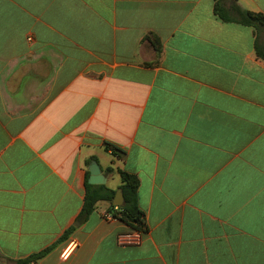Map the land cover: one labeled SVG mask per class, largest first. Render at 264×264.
<instances>
[{"label":"crops","instance_id":"obj_1","mask_svg":"<svg viewBox=\"0 0 264 264\" xmlns=\"http://www.w3.org/2000/svg\"><path fill=\"white\" fill-rule=\"evenodd\" d=\"M217 1L0 0V264H264V27ZM93 161L132 244L115 196L79 220Z\"/></svg>","mask_w":264,"mask_h":264},{"label":"trees","instance_id":"obj_2","mask_svg":"<svg viewBox=\"0 0 264 264\" xmlns=\"http://www.w3.org/2000/svg\"><path fill=\"white\" fill-rule=\"evenodd\" d=\"M237 2L238 0H231L230 6L225 7L223 0H218L214 9L216 16L227 23H238L255 29L264 27V14L244 11L239 7ZM106 149L111 150L118 157L124 154L121 149L110 144H106ZM112 171V168L108 169V172ZM119 174L122 179L121 189L124 196V205L118 208L112 207L110 213L114 218L126 223L132 229L146 233L148 225L138 198L139 179L136 175L126 171L119 170ZM114 196L115 192L109 190L105 185L96 186L87 182L84 207L79 217L80 222H84L89 218L95 211L98 202L112 201ZM68 235L69 232L64 238ZM51 250L52 248H48L40 253L21 259L16 264H39L40 260Z\"/></svg>","mask_w":264,"mask_h":264},{"label":"water","instance_id":"obj_3","mask_svg":"<svg viewBox=\"0 0 264 264\" xmlns=\"http://www.w3.org/2000/svg\"><path fill=\"white\" fill-rule=\"evenodd\" d=\"M90 177L88 179V183L91 185H105L107 180L103 175L100 165L93 161L91 166L89 167ZM115 206L122 207L124 205V196L122 191H118L115 200L113 203Z\"/></svg>","mask_w":264,"mask_h":264},{"label":"built area","instance_id":"obj_4","mask_svg":"<svg viewBox=\"0 0 264 264\" xmlns=\"http://www.w3.org/2000/svg\"><path fill=\"white\" fill-rule=\"evenodd\" d=\"M105 218L106 219H116V218H114V216L111 214V213H107L106 215H105ZM143 234V232H141V231H137L134 235H121L120 237H119V242L121 243V244H132L133 243V240L135 239V240H138V239H140V236ZM77 246H78V243H77V241H75V240H71L69 243H68V245H67V247L64 249V251L62 252V257L64 258V259H67L69 256H70V254L72 253V251L75 249V248H77Z\"/></svg>","mask_w":264,"mask_h":264}]
</instances>
